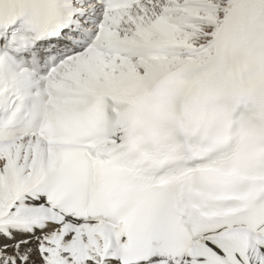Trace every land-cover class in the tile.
Instances as JSON below:
<instances>
[{
    "label": "snow or ice",
    "instance_id": "obj_1",
    "mask_svg": "<svg viewBox=\"0 0 264 264\" xmlns=\"http://www.w3.org/2000/svg\"><path fill=\"white\" fill-rule=\"evenodd\" d=\"M0 264H264V0H0Z\"/></svg>",
    "mask_w": 264,
    "mask_h": 264
}]
</instances>
